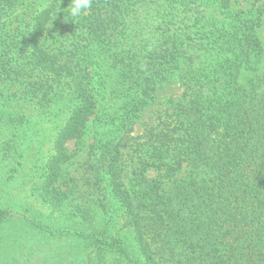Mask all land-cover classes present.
Returning <instances> with one entry per match:
<instances>
[{"label": "trees", "instance_id": "trees-1", "mask_svg": "<svg viewBox=\"0 0 264 264\" xmlns=\"http://www.w3.org/2000/svg\"><path fill=\"white\" fill-rule=\"evenodd\" d=\"M239 1L92 0L75 22L48 0L27 22L0 0V264H264V2ZM178 73L182 95L132 135ZM15 101L68 113L26 200L35 120ZM88 128L83 188L66 167ZM111 202L127 232L87 228Z\"/></svg>", "mask_w": 264, "mask_h": 264}, {"label": "rangeland", "instance_id": "rangeland-1", "mask_svg": "<svg viewBox=\"0 0 264 264\" xmlns=\"http://www.w3.org/2000/svg\"><path fill=\"white\" fill-rule=\"evenodd\" d=\"M264 2V0H260L258 2H254V0H248V1H239L235 2L233 4V8L235 9H246L249 7L256 8L259 5H261ZM48 3V0H18L17 9L16 12L20 13L27 22H31L34 18V15L38 12L40 8L45 6ZM259 37L262 40L263 48H264V16L261 26L258 29ZM259 70L262 72L264 70V54L261 59V62L259 64ZM181 73L176 74L173 78H171L169 81L162 84L161 87L158 88L156 92V97L143 111L140 119L137 121L135 128L132 132V135L139 136L142 135L145 131V126L147 124H154L158 121V116L160 112H162L169 104V101L171 99H178L184 90L183 83L181 80ZM248 77V76H247ZM1 87V85H0ZM2 89V88H1ZM16 87H12L10 90H15ZM13 108L16 110H19L22 114L29 117L30 119L35 120L34 128H32V133L30 141H29V149L28 153L25 157V164L23 167V171L21 173V176L19 178L20 186H22V179L23 182L27 180L26 185L22 188V193L19 194L20 200L25 199L26 197H29V193H27V190L29 189V186L31 187L32 182L36 180L37 176V167L36 164L40 162L38 160L39 157H42L43 154L50 148V141L52 139V136L54 135L56 128L60 125H62L67 116L68 113L66 109H63L59 115H52L53 117H47L42 116L38 108L34 103L31 101L29 103L23 102V101H15L11 104ZM33 125V124H32ZM94 130L92 128H88L86 131V134L84 138L81 141H72L69 143V149L75 153L74 158L67 164L66 171L69 175H73L75 177L80 178V182L83 184V188H87L89 185L88 176L90 174V170L88 168V160H87V154L89 150L90 143L93 141L94 138ZM129 153V152H128ZM127 153V154H128ZM130 158L128 155L125 156L124 164L127 166L126 171H129L131 166ZM188 171V168H185L179 175H185ZM149 176H158V172L152 171L149 172ZM87 197L92 198V195H88L86 193ZM33 206L37 209H44L43 204H40V202L36 201L33 203ZM112 210L110 213H113V216L111 220L107 221L106 217L103 216V213H97L96 218H94V221L91 223L86 224L87 228H90V230L95 231L97 227H101L103 224H106L108 228H112V232H122L126 233L127 229L123 228V219L120 216V210H118L117 205L114 202H111ZM46 211L47 208H45ZM95 210H100L95 207ZM109 215V214H108ZM65 219V220H64ZM62 221L65 223H71L74 222L73 219L68 217L67 215L63 216ZM116 228V230L114 229ZM84 228V227H83Z\"/></svg>", "mask_w": 264, "mask_h": 264}, {"label": "clouds", "instance_id": "clouds-1", "mask_svg": "<svg viewBox=\"0 0 264 264\" xmlns=\"http://www.w3.org/2000/svg\"><path fill=\"white\" fill-rule=\"evenodd\" d=\"M92 0H71L66 12V19L79 22V18L91 7Z\"/></svg>", "mask_w": 264, "mask_h": 264}]
</instances>
